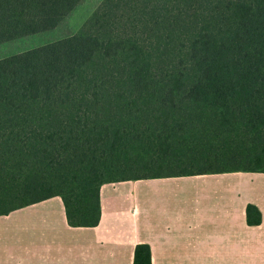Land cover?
<instances>
[{
    "label": "trees",
    "instance_id": "trees-1",
    "mask_svg": "<svg viewBox=\"0 0 264 264\" xmlns=\"http://www.w3.org/2000/svg\"><path fill=\"white\" fill-rule=\"evenodd\" d=\"M80 1L0 0V44ZM238 171L264 173V0H103L0 59V216L59 196L70 226L96 227L105 183Z\"/></svg>",
    "mask_w": 264,
    "mask_h": 264
},
{
    "label": "crops",
    "instance_id": "crops-1",
    "mask_svg": "<svg viewBox=\"0 0 264 264\" xmlns=\"http://www.w3.org/2000/svg\"><path fill=\"white\" fill-rule=\"evenodd\" d=\"M96 227H72L55 196L0 216V264H264V173L105 183ZM261 212L247 223V206Z\"/></svg>",
    "mask_w": 264,
    "mask_h": 264
},
{
    "label": "rangeland",
    "instance_id": "rangeland-1",
    "mask_svg": "<svg viewBox=\"0 0 264 264\" xmlns=\"http://www.w3.org/2000/svg\"><path fill=\"white\" fill-rule=\"evenodd\" d=\"M103 0H81L55 29L0 44V59L68 37L78 32ZM124 173H105V177Z\"/></svg>",
    "mask_w": 264,
    "mask_h": 264
}]
</instances>
